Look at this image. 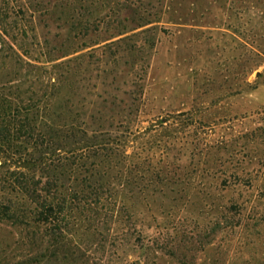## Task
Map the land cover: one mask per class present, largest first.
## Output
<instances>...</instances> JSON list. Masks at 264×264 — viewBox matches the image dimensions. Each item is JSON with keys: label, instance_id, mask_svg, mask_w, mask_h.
Here are the masks:
<instances>
[{"label": "rangeland", "instance_id": "1", "mask_svg": "<svg viewBox=\"0 0 264 264\" xmlns=\"http://www.w3.org/2000/svg\"><path fill=\"white\" fill-rule=\"evenodd\" d=\"M2 126L0 264H264V0H0Z\"/></svg>", "mask_w": 264, "mask_h": 264}, {"label": "trees", "instance_id": "2", "mask_svg": "<svg viewBox=\"0 0 264 264\" xmlns=\"http://www.w3.org/2000/svg\"><path fill=\"white\" fill-rule=\"evenodd\" d=\"M29 127V126H28ZM30 128V127H29ZM11 130L10 128H8L7 126H2L0 128V138L2 140V142L7 143V141L11 140ZM79 146H77L75 149H69V150H65L66 154H64V160H69L68 158V154H74V153H80L82 157H86L88 152H93L96 153L94 156H96L97 158L103 159L105 157L111 156L114 153V150L109 146V143L103 142V141H97V140H84V142H79ZM84 143V144H81ZM87 158V157H86ZM69 170H68V164L65 163L64 165H62V179L64 180H69ZM102 175L100 173V171L97 170L96 171L92 169V171H90L89 175L87 176V178H85L84 180L82 179L81 183H85L87 184V188L83 187L80 190H75L73 191V193H79L81 194V192H85V189L88 190L89 195H91V197H94L97 201H99V198L102 196L103 192V187H102ZM61 188L63 189V193H62V197L60 199V202H58V204L56 206H54L52 203L49 204H45V203H40L41 208L37 209L36 212V216L37 219H39V221H42L44 223H51V228H52V238L55 242V245L57 244H67V239L68 236H66L67 233V223H64V226L62 224L59 223H55L52 222L50 220V218L53 215L54 212V207H56V211L59 213H63L64 211L69 210L68 212L71 213V210L73 208L72 206V201L70 203L68 196L69 191H72V187H69L66 183H62ZM71 199V197H70ZM72 199H78L77 196L72 197ZM74 201V200H73ZM71 204V205H70ZM78 207H82L79 206ZM54 208V209H53ZM7 209L8 207H0V216H5L8 215L7 214ZM68 216V215H66ZM40 258H43L44 255H39ZM41 260V259H40Z\"/></svg>", "mask_w": 264, "mask_h": 264}]
</instances>
